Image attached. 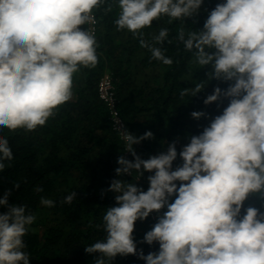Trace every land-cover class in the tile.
<instances>
[{
	"label": "clouds",
	"instance_id": "1",
	"mask_svg": "<svg viewBox=\"0 0 264 264\" xmlns=\"http://www.w3.org/2000/svg\"><path fill=\"white\" fill-rule=\"evenodd\" d=\"M102 2L0 0V127L35 130L72 98L73 74L81 66L98 63L96 38L80 26L95 24L93 9ZM202 2L118 0L120 13L114 23L117 30L140 37V46L148 48L152 58L171 66L173 60L162 48L149 45L141 30L162 16L169 17V23L192 17ZM168 35L162 28L154 43L162 44ZM176 39L186 51L195 49L197 64L211 66L210 78L233 82L224 91L215 88L204 103L221 96L230 98V103L201 134L191 137L179 153L183 164L175 170V143L166 153L142 160L133 145L152 138V132L140 137L122 132L125 150L134 159L119 157L117 176H135L134 170L140 177L141 168L154 170V175L148 177L146 192L132 182H111L108 191L116 193L118 206L106 209V236L85 247V252L101 254L95 264H109L117 254L137 255L145 264H264V213L249 207L237 219L250 193L264 196V0H226L209 13L202 30L186 33L180 28ZM203 87L184 89L181 96L195 95ZM191 115L199 119L205 114ZM12 159L8 140L0 137V171L7 167L4 161ZM176 181L181 182L179 187ZM174 193L176 198L169 203ZM7 195L0 198V205L7 204ZM74 197L71 192L63 203ZM40 203L54 206L52 199L43 197ZM153 211L159 218L151 219L155 225L143 241L159 242V252L144 256L132 236L134 222ZM36 219L23 205L9 206L0 214V264H29L23 237Z\"/></svg>",
	"mask_w": 264,
	"mask_h": 264
},
{
	"label": "trees",
	"instance_id": "2",
	"mask_svg": "<svg viewBox=\"0 0 264 264\" xmlns=\"http://www.w3.org/2000/svg\"><path fill=\"white\" fill-rule=\"evenodd\" d=\"M223 3L226 0H203L192 17L169 23V17L162 16L141 30L149 45L162 48L165 56L173 60L168 66L152 58L148 48L140 46V37L134 38L127 29L117 30L114 22L120 13L118 0H103L93 9L97 19L94 36L98 63L91 68L81 66L73 74L72 98L35 130L10 131L0 127V137L8 140L13 152V159L4 161L7 167L0 171V198L8 193L7 204L0 205V214L6 213L9 206L23 205L27 213L36 215V221L23 237L26 245L23 251L30 256L29 264H95L101 254L86 253L85 247L106 236L103 215L107 208L118 206L116 193L108 191L111 182L115 179L132 182L146 192L148 177L154 175V170L147 172L141 168L140 177L132 170L138 179L125 174L117 176L115 170L120 167L117 160L124 157L123 144L111 129L107 108L96 93L102 74L108 72L112 76L118 108L129 132L136 137L148 131L153 134L152 138L133 145L136 155L147 160L166 153L169 144L175 143L177 158L172 170L182 166L179 153L191 137L201 134L229 105L230 98L224 96L204 103L215 88L224 91L233 82L210 78L211 66L197 64L195 49L186 51L176 39L180 28L186 33L202 30L209 13ZM80 28L86 30L87 24ZM162 28L168 29V38L155 44L153 38ZM197 84L204 87L195 95L181 96L184 89H195ZM193 112L205 115L195 119ZM125 159L133 161L134 157L130 153ZM174 183L179 187L181 182ZM71 192L75 193L74 200L63 203ZM42 197L52 199L54 206L42 205ZM175 198L174 193L169 203ZM249 207L256 208L258 214L264 213V196L250 193L237 219ZM166 211L167 205L159 213L163 216ZM154 225L150 214L134 222L132 236L138 253L144 256L159 252V242L149 245L143 241ZM109 264H145V260L137 255L117 254Z\"/></svg>",
	"mask_w": 264,
	"mask_h": 264
},
{
	"label": "built area",
	"instance_id": "3",
	"mask_svg": "<svg viewBox=\"0 0 264 264\" xmlns=\"http://www.w3.org/2000/svg\"><path fill=\"white\" fill-rule=\"evenodd\" d=\"M95 24H87L86 30H91L93 34H95L96 26H97V19L95 18L94 13H92ZM96 92L99 100L106 106L107 113L109 117V121L111 124V129L118 135L119 139L121 140L123 144V151H124V157L128 158L130 153L125 150L126 144L125 141L122 138V132L127 131L129 132L127 125L120 113V110L118 108V98L115 90V86L113 83L112 76L110 73L105 72L101 75L97 82L96 86ZM130 133V132H129ZM126 176H131L130 174H125ZM150 217L154 221H158L159 215L157 211H153L150 213Z\"/></svg>",
	"mask_w": 264,
	"mask_h": 264
}]
</instances>
